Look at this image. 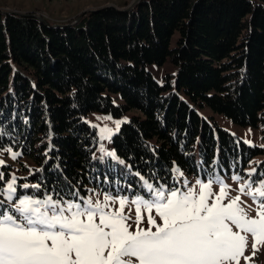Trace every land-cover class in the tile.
<instances>
[{
  "label": "trees",
  "instance_id": "obj_1",
  "mask_svg": "<svg viewBox=\"0 0 264 264\" xmlns=\"http://www.w3.org/2000/svg\"><path fill=\"white\" fill-rule=\"evenodd\" d=\"M166 59L177 72L160 84L146 65ZM196 106L264 125V0H140L56 26L0 12V147L43 169L29 175L33 184L84 193L103 177L96 131L82 119L91 111H139L111 144L150 182L170 183L173 165L202 176L214 159L213 172L243 174L263 149L212 126Z\"/></svg>",
  "mask_w": 264,
  "mask_h": 264
},
{
  "label": "snow or ice",
  "instance_id": "obj_2",
  "mask_svg": "<svg viewBox=\"0 0 264 264\" xmlns=\"http://www.w3.org/2000/svg\"><path fill=\"white\" fill-rule=\"evenodd\" d=\"M96 119L115 125L85 121L97 130L101 142L111 143L128 123L111 115ZM6 134L0 127V137ZM244 143L252 146L248 140ZM5 152L13 161L22 155L11 147L0 149V155ZM97 152L99 156L94 152L92 158L109 172L116 171L109 159L117 165L126 163L104 143ZM6 166L0 159V168ZM218 166L214 159L194 183L184 178L179 166L171 168L170 183L158 178L150 182L137 171L135 190L132 184L115 193L89 188L90 196L78 189L49 190L41 183L20 185L18 181L26 177L11 173L5 180L0 171V264H239L241 258L249 264L264 246V170L258 172L257 164L243 174L233 173L230 179L237 183L239 194L231 197L225 178L212 171ZM34 171L43 169H29V175ZM127 172L132 173L131 165ZM241 195L253 201L255 217L249 215ZM145 217L147 227L142 226ZM249 236L252 254L245 256Z\"/></svg>",
  "mask_w": 264,
  "mask_h": 264
},
{
  "label": "rangeland",
  "instance_id": "obj_3",
  "mask_svg": "<svg viewBox=\"0 0 264 264\" xmlns=\"http://www.w3.org/2000/svg\"><path fill=\"white\" fill-rule=\"evenodd\" d=\"M134 1L136 0H0V12L2 13L11 12V13H16V14L17 13H30V14H33L35 16H38L44 19L47 22V24L50 23V24H55V25L56 24L61 25V24L73 23L77 19V17L80 16L81 14L83 16L89 11H92V10H95L101 7H105V6L107 7L112 6L118 9H125L130 6L132 8L136 4V3L133 4ZM177 36H178V32L176 31L170 40V47L175 46ZM146 69L148 72L152 74V76L157 81V83H160V84L165 82V79H164L165 76L175 75L177 72V66H175L169 59H166L165 62L162 63L161 65H158L156 63L147 64ZM112 98L115 104H119L122 102L118 94H113ZM195 109L198 112V114L202 116L212 126H214V124H217L218 127L229 131L235 137L240 138L243 141L248 140L251 142L252 146H257L263 149L262 154L252 159L250 161L249 166L244 169V172L249 170L250 165L251 167H255L256 163L264 160V125L259 123L257 127L240 126V125L233 123L230 119H228L223 114L214 112L212 108H209L208 106H203V107L196 106ZM139 114H140L139 111L135 109L129 110V112L127 111L126 113H123L119 117H115L112 114H108V113L91 111L87 113L86 115H84L82 119L90 123L100 124L101 126H103V123H107L109 127L115 128V125L112 124L111 121L101 122L97 120L96 117L111 115L113 119H125L126 118L128 121L131 116L139 115ZM88 124L89 123H87V125ZM95 131L97 135V130L95 129ZM214 132L215 133L217 132L215 127H214ZM97 139H98V136H97ZM100 143H104L105 146L109 150H114L111 143L107 141L101 142L98 139L97 147L94 150L97 156H99L97 149L99 148ZM3 148H7V147H3ZM0 149L2 148L0 147ZM12 150L19 152L18 150H15L13 148ZM0 159L5 160L6 165H7L6 167L0 168V171H3L5 173V180H7L10 177L11 173H15L17 177L27 178L26 180L25 179L19 180L18 183L20 185L26 182L29 184H33L28 180V177H29V169L33 170L34 167L36 166L34 160L28 157L20 156L17 158V160L13 161L7 152H5L3 155H0ZM94 161L98 162L100 166L102 167L103 177L101 176L98 177V181L96 182L95 185L90 184L89 186H87L86 191L84 193L81 192L82 195H89V196L92 195L93 193L87 192V189L89 188L95 189L98 192L103 190V191H111L115 193L118 187L125 188L128 184H132L133 190L136 189V186L138 183V178L134 175L136 171L132 170L131 174L128 173L127 163H125V165H117L115 164L114 161H111L109 159L108 163L113 164L116 169V171L109 172L104 163L100 162L99 160H94ZM117 171L120 173L119 175H117ZM214 173L219 174L221 177L225 178V182L230 186V196L231 197H235L236 195L239 194L237 190L238 188L237 183L233 182L230 179V176L233 173H235L234 171H232L229 176L221 174L218 170H215ZM106 175L110 178L107 181L104 179ZM197 177L199 176L187 175L184 173V178L187 179L190 183H194ZM213 190L218 191V187L216 185H213ZM20 191H25V190L20 189ZM124 194H127V192H125ZM241 199L243 201V205L246 206V210L248 211L249 215L252 217H255L256 215L255 207L256 206L253 204V201L247 195H241ZM127 211H128V208L125 209V212ZM131 216H132V220L134 221L135 219L134 207H132ZM142 226L147 227L146 217H145L144 224ZM134 229H135V224L133 223V230ZM251 243H252V238L251 236H249L248 247L245 252V256H251L252 254ZM239 264H245V260L241 258ZM249 264H264V246L260 247L259 251L254 257H252Z\"/></svg>",
  "mask_w": 264,
  "mask_h": 264
},
{
  "label": "water",
  "instance_id": "obj_4",
  "mask_svg": "<svg viewBox=\"0 0 264 264\" xmlns=\"http://www.w3.org/2000/svg\"><path fill=\"white\" fill-rule=\"evenodd\" d=\"M137 2H138V0L134 1L133 4H135V3H137ZM130 8H131V6L125 8V9H123V10L125 11V10H128V9H130ZM17 14L24 15V16H34V17L37 18L39 21H42L43 23H47L44 19H42V18H40V17H38V16H35V15H33V14H30V13H17ZM81 16H82V14H81L80 16H78L77 19H76L73 23H75L76 21H78V20L81 18ZM70 24H72V23H70ZM54 25H55V24H54ZM56 25H57V24H56ZM56 25H55V26H56ZM58 25H60V24H58Z\"/></svg>",
  "mask_w": 264,
  "mask_h": 264
}]
</instances>
